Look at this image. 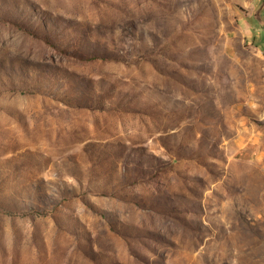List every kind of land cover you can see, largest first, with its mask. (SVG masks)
<instances>
[{
	"label": "rangeland",
	"instance_id": "374dc122",
	"mask_svg": "<svg viewBox=\"0 0 264 264\" xmlns=\"http://www.w3.org/2000/svg\"><path fill=\"white\" fill-rule=\"evenodd\" d=\"M251 4L0 0V264H264Z\"/></svg>",
	"mask_w": 264,
	"mask_h": 264
},
{
	"label": "crops",
	"instance_id": "0c3cea01",
	"mask_svg": "<svg viewBox=\"0 0 264 264\" xmlns=\"http://www.w3.org/2000/svg\"><path fill=\"white\" fill-rule=\"evenodd\" d=\"M251 5L252 9L248 16L257 17L258 20H255L254 28H256L259 41L264 42V0H252ZM248 33L252 34L250 31V25Z\"/></svg>",
	"mask_w": 264,
	"mask_h": 264
}]
</instances>
